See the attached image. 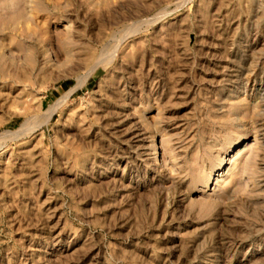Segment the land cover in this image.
<instances>
[{"label":"rangeland","instance_id":"1","mask_svg":"<svg viewBox=\"0 0 264 264\" xmlns=\"http://www.w3.org/2000/svg\"><path fill=\"white\" fill-rule=\"evenodd\" d=\"M0 264H264V0H0Z\"/></svg>","mask_w":264,"mask_h":264},{"label":"bare ground","instance_id":"2","mask_svg":"<svg viewBox=\"0 0 264 264\" xmlns=\"http://www.w3.org/2000/svg\"><path fill=\"white\" fill-rule=\"evenodd\" d=\"M57 105V104H56ZM24 113V115H26L25 111H22ZM56 110L54 107H50L45 113H44V117H45V122H49L51 120V118L54 116ZM31 121L30 118H27L26 121L22 124V127L21 129L23 128H26V126L29 124V122ZM22 130H20L19 132H16L17 133H20ZM15 135V134H14ZM249 145V143H248ZM246 145V146H248ZM251 145V144H250ZM254 145V144H253ZM252 146V145H251ZM247 149V147H246ZM242 150L239 149L238 153H240Z\"/></svg>","mask_w":264,"mask_h":264}]
</instances>
